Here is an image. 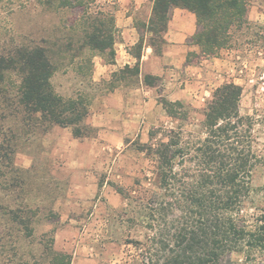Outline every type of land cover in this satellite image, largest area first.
<instances>
[{
	"label": "trees",
	"instance_id": "1",
	"mask_svg": "<svg viewBox=\"0 0 264 264\" xmlns=\"http://www.w3.org/2000/svg\"><path fill=\"white\" fill-rule=\"evenodd\" d=\"M1 2V0H0ZM101 0H20L17 7L29 4L61 14L77 13L70 27L81 33L79 50L115 59L119 29L116 24L117 3L106 13ZM153 11L145 33L151 34L145 44L140 41L131 49L138 59L133 68L127 66L115 73L107 84L112 92L124 84L136 86L140 76V59L145 48L151 47L160 56L166 44L165 34L172 12L180 8L197 18L198 31L192 44L200 48L203 57H216L228 49L237 32L250 28V0H152ZM97 8L98 11L93 9ZM54 44L44 40L15 44L0 56V128L5 120H14L26 133L39 130L46 134L53 127L70 128L75 139L92 138L94 129L88 124L93 97L79 92L66 97L57 92L53 79L62 68L72 67L79 76L93 81L94 61L83 57L79 62L61 60ZM71 40L66 48L73 49ZM138 50V52H134ZM188 64L191 65L190 57ZM65 66V67H64ZM85 71H91L88 75ZM147 86L160 92V104L176 127L157 139L162 129L150 132V143L141 150L156 164L160 193L145 207L147 228L151 235L146 242L131 241L144 248L143 264H230L235 254L248 259L264 254V220L250 216L253 204V177L264 167V156L256 149L255 121L241 115L243 88L233 82L224 83L212 94L205 108V119L195 140L185 137L190 111L182 102L169 101L162 94L161 79L147 76ZM11 210L14 223L24 225L27 237L36 211ZM252 219H254L252 221ZM43 249L21 252L19 240L14 244V264H74L68 253L57 252L54 231ZM48 234H43L47 237ZM42 242L40 243V245Z\"/></svg>",
	"mask_w": 264,
	"mask_h": 264
},
{
	"label": "rangeland",
	"instance_id": "2",
	"mask_svg": "<svg viewBox=\"0 0 264 264\" xmlns=\"http://www.w3.org/2000/svg\"><path fill=\"white\" fill-rule=\"evenodd\" d=\"M19 1L0 2V56L15 44L46 40L54 44L53 50L59 52L61 60H70L72 55H76V62L85 56L93 61L112 59L108 53L98 55L87 48L79 50L81 33L70 29L77 13L56 14L34 4L19 8ZM113 3L120 7L119 0H101L99 5L108 13ZM129 6L134 25L141 30L147 44L151 34L145 33L143 25L148 23L150 5ZM99 9L94 8L93 12ZM250 22L251 27L237 32L231 46L216 57H203L200 48L194 46L196 50L190 62L192 66L212 67L207 90L214 91L218 84L229 82L243 88L241 115L254 119L256 149L264 156V0H250ZM71 40L74 46L68 51L66 46ZM121 40L119 29L117 42ZM53 82L57 92L66 97L83 92L94 101L107 91V84H90L88 78L79 76L72 67L62 68ZM212 94L202 102L201 108L187 106L190 120L184 128L186 138L191 136L195 140L199 136ZM175 127L176 124H169L151 131L162 129L157 136L160 140ZM62 129L56 126L46 134L35 129L26 133L14 117L2 123L0 264H14L17 238L22 253L29 250L39 253L53 236L52 231L54 250L68 253L73 259L77 254L90 260V264H143L144 248L129 243H145L151 235L144 218L145 207L160 193L156 164L141 150V145L150 143V138L147 142H142L140 137L126 139L121 145L99 140L92 148L86 146L85 140H77L82 146L73 149L68 130ZM99 135L98 129L92 132V138L99 139ZM90 152L92 159L87 158ZM253 187V204L248 213L264 220V167L255 171ZM11 210L24 211L22 217H26V211L37 212L30 225L34 229L31 238L27 237L24 225L14 223ZM43 234L48 235L45 238ZM57 234H60L58 242ZM230 264H264V254L256 253L250 259L245 254H235Z\"/></svg>",
	"mask_w": 264,
	"mask_h": 264
},
{
	"label": "crops",
	"instance_id": "3",
	"mask_svg": "<svg viewBox=\"0 0 264 264\" xmlns=\"http://www.w3.org/2000/svg\"><path fill=\"white\" fill-rule=\"evenodd\" d=\"M134 3H137L139 8L149 4L148 21L152 15V0H119L116 24L121 31L122 40L115 45L116 56L112 62L105 59L94 60L93 81L96 84L110 82L115 73H119L127 66L133 68L139 62L131 55V49L141 38L138 28L134 25L132 8L129 6ZM197 31V18L193 13L180 8L173 10L164 37L166 44L162 55H156L151 47L145 46L140 59L141 73L136 86L126 87L122 83L114 91H106L92 101L88 124L94 130H99L100 138L85 139L86 146L92 148L99 140L110 145H121L126 139L134 140L139 137L142 142H147L151 129L174 124L159 102V89L146 85L147 76L161 79L162 94L169 101L182 102L186 107L191 105L201 108L202 102L222 84H218L214 91L210 90L211 88L205 89L208 83L211 84L208 76L212 74L210 69L212 67L208 69L204 65L188 64L189 55L196 50L192 39ZM63 130H68L69 143L73 149L82 146L78 139L74 138L70 128ZM92 155L90 152V157H86L92 159ZM59 236L60 234L56 235V242ZM73 262L90 264V260L79 258L77 254Z\"/></svg>",
	"mask_w": 264,
	"mask_h": 264
}]
</instances>
